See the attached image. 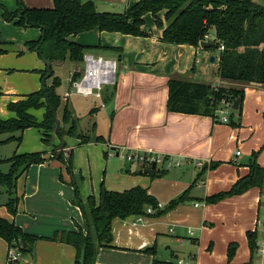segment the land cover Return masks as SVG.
Masks as SVG:
<instances>
[{
    "label": "crops",
    "instance_id": "0c3cea01",
    "mask_svg": "<svg viewBox=\"0 0 264 264\" xmlns=\"http://www.w3.org/2000/svg\"><path fill=\"white\" fill-rule=\"evenodd\" d=\"M81 1L92 2L100 12L122 13L139 0ZM253 1L264 7V0H261L262 3ZM22 3L28 8L49 9L53 6L52 0H22ZM163 15L162 11L157 16L163 21ZM153 21L154 18L150 14L144 16L142 30L147 34L146 37L99 32L94 29L69 38L70 41L80 45L92 47L93 49L87 51L88 53L115 61L118 69L111 99L106 104L99 99L100 108L107 114L110 110L112 112L108 140L105 142L102 135H96L86 136L89 138L86 144L81 143L79 138H76L75 143L80 147L106 144L110 147V151L121 148L126 152L151 154L165 161L177 162L179 167L194 165L191 175L193 179L201 175L200 167L205 169L209 162L217 159L227 142L220 140L219 128L215 125L213 118L170 113L166 110L169 77L175 74L187 75L188 70L193 66L196 67V63L199 64L196 60L201 49L160 42L162 30L158 28L154 30ZM209 37L214 39V32L211 31ZM114 49L120 50V53ZM214 52L216 56L214 61L218 62L219 51ZM207 53L208 56L212 54L210 51ZM201 63H207V60L202 59ZM44 64L47 65L46 62ZM194 67L193 73L187 77L193 82L202 83L194 81V76L198 75L194 73ZM230 85L221 82L218 78L217 83L211 87ZM259 90L264 91V88L248 86L244 88V93ZM0 92L1 97L6 95L1 90ZM23 95L26 94L14 96V100L10 102L20 100ZM259 100L263 107L264 94L259 96ZM87 111L92 116L98 114L96 107H90ZM95 126L96 123H93V131ZM96 137L102 138L103 141L94 142ZM230 138L234 139L233 133ZM70 147L63 143L61 148L68 150L72 161L73 149L72 146ZM240 157L241 154L226 161L235 166V173L225 177L223 185L234 184L239 177L247 173L249 163L241 165ZM45 158L47 159L45 163L32 165L17 181V185L20 182L23 184L24 195L19 201L16 214L13 216L7 214V210L4 209L2 210L4 213L0 212V218L13 222L23 232L39 238L33 244L31 253L22 255V264H74L76 259L74 247L60 240L59 237L54 241L50 239L55 234L61 237L62 232L77 231V221L81 223L82 219L81 213L75 206L70 205L73 187L67 185L60 171L48 166L51 159L50 153L45 155ZM67 158L68 156L64 157L65 160ZM256 163L264 169V160L260 157L256 158ZM138 168H140L139 173L145 175L146 169L140 164ZM160 170L161 168L157 169V171ZM70 174L72 176V173ZM190 180L183 184L179 183L174 191L167 192L164 203L183 194ZM197 182L199 183L195 189L204 188L205 191L202 195H196L190 188L185 194V201H189L195 209L202 208V212L191 210V213L186 215L179 206L160 217L143 218L144 221L142 218L138 221L130 218L114 219L111 224L112 247L100 249L95 258V264H178V262L180 264H226L227 245L236 241L240 249L235 251V256L233 255L229 264L246 261L249 251L247 239L245 240L243 233L251 230V222L248 219L238 225L234 224L236 226L234 231L231 229L219 245L214 246L210 243L209 250L203 253L205 233L203 232L201 236L200 244L199 226L203 227L200 232L206 231L207 227L214 230V224L210 222H215L216 228L222 226L224 220L221 222L220 219L211 216V210H208L209 204L205 202V199L209 197L207 185L201 178ZM153 198L157 202L156 198ZM30 199H35L33 204H29ZM52 200L58 204L54 205V211L52 210L51 213L48 209L52 206H49L47 202ZM259 206L260 191L255 223L259 216ZM189 231L193 234L189 235ZM0 241V245L7 249V244L1 238ZM217 243L218 241L215 240V244ZM147 249L149 252L145 251ZM2 263L3 254L0 256V264Z\"/></svg>",
    "mask_w": 264,
    "mask_h": 264
},
{
    "label": "trees",
    "instance_id": "16d2710c",
    "mask_svg": "<svg viewBox=\"0 0 264 264\" xmlns=\"http://www.w3.org/2000/svg\"><path fill=\"white\" fill-rule=\"evenodd\" d=\"M17 10L8 12L0 5L1 18L7 23L24 28H36L40 31L38 40L30 42L27 47L36 51L44 62L49 63L41 79H51L50 85L43 84L40 91L21 96V99L8 104V112L13 118L3 120L0 117V136L8 135L0 140V145L14 142L18 146L22 141L24 130L38 128L43 130V141L47 143L50 134L63 138L61 128L57 125L56 112L61 107V96L57 93L61 82L54 76L51 65L64 62L82 63L83 55L93 49L70 41L80 33L91 30L99 32L119 33L132 37H146L143 32L144 16L150 14L155 25L162 30L160 42L170 45H188L199 49V43L205 41L213 31L215 34L212 46L205 50H217L223 46L218 54V78L221 82L232 84L230 87L193 82L186 75L175 74L167 81L166 110L170 113L187 115H201L214 119V112L221 107L222 101H240L237 111H241L244 88L256 86L264 88V7L253 0H139L126 11L100 12L95 5L81 0H53L49 9L28 8L22 0H15ZM164 12L163 21L157 16ZM0 54L5 53L1 48ZM119 52L120 50L114 49ZM190 73H193V69ZM81 76L80 72H73L70 79L75 81ZM115 87L101 94L103 104L111 99ZM2 93L0 92V96ZM44 110L43 117L37 121L32 114L34 111ZM62 122H70L73 126L72 114L67 107V100L62 107ZM239 123V121H237ZM229 123L233 124L229 118ZM237 125V124H236ZM80 142L86 144L89 138L81 136ZM103 139L96 137L94 142ZM63 145V144H62ZM61 145V147H62ZM257 154L253 153L248 171L239 177L231 188L205 199L207 204H214L230 197L242 195L251 189L264 188V169L256 163ZM53 159V156H51ZM54 159L63 160L59 153ZM45 154H16L8 159H0V165L8 163L9 172L0 173V186L6 188L10 195L5 208L10 215H15L20 199L15 196L17 181L32 165L45 163ZM71 169V155L65 160ZM152 177L162 171L148 170ZM74 195L82 213L84 230L77 227L74 232H62L61 237L55 234L50 240H60L74 247L76 259L74 264H95L97 252L102 248L112 247L111 224L114 219L126 220L138 217H160L185 201V194L172 200L166 209L156 210L150 216L146 213L148 207L156 209L157 202L145 189L133 188L121 193L107 191L100 188L97 204L92 196L85 204L77 198L78 186L72 177ZM14 194V196H12ZM0 238L9 247L16 248L23 256L32 251L36 236L23 232L4 218H0ZM256 235L247 232V244L251 254H255ZM235 245L231 244L228 258L233 257ZM149 252L148 249L145 250Z\"/></svg>",
    "mask_w": 264,
    "mask_h": 264
},
{
    "label": "rangeland",
    "instance_id": "374dc122",
    "mask_svg": "<svg viewBox=\"0 0 264 264\" xmlns=\"http://www.w3.org/2000/svg\"><path fill=\"white\" fill-rule=\"evenodd\" d=\"M112 1L119 2V0ZM257 1L258 3L263 2L261 0ZM0 5H2L8 12L13 13L17 10L15 0H0ZM146 23L148 22L146 21ZM156 28L155 22L153 21V29L156 30ZM39 34V30L36 28L19 27L13 23L3 21L0 10V39L3 42L1 48L5 52L0 54V90L6 94L5 96H0V117L3 120L13 118V115L8 112L7 107L10 101L14 100V96L38 92L43 87V84H51V79H45V81L41 79V75L46 69H48L49 63L45 66L44 60L38 56L36 51H30L27 47L30 42L39 39ZM205 41L213 42L214 39L207 37L205 38ZM208 51L212 53L209 56L207 55ZM215 51L218 52V49ZM210 58H216L214 50L201 49L200 55L196 60L199 64L196 63V67L193 66L194 73L198 75L193 76L194 81H201L203 84L205 83L213 86L218 80V62L216 60L214 62H210ZM202 59H206L207 63H201ZM51 66L54 76L58 77L61 82L57 92L61 96L62 102L61 107L56 112V121L57 125L62 130L64 135L63 138L60 139L53 133L50 134L47 143H44L43 130L38 128H28L24 130L22 141L18 146H16L14 142L0 145V159H8L13 156L14 153L28 155L39 153L47 155L50 153V155L53 156V160H49L51 163L49 162L48 166L56 168L60 171L64 180L67 181V185L71 187H73L72 177L75 178L78 186L77 198L82 202V204L86 203L89 196H92L97 204L101 186H103L107 191L116 193H121L123 191L139 187L145 189L150 196L155 197L162 210L166 209L168 204L178 197L177 196L176 198L164 203L167 192L174 191L178 187L179 183L183 184L190 180L195 166L179 167V164L177 166L175 165L177 162L164 160L165 163L161 168L164 173H161L156 177H152L151 173L145 175L140 174V168H138V164L136 163L132 164L117 157H110V147L106 144L78 146L75 141L76 138H80L81 136L93 137L96 135H102L106 142L109 138V120L111 119L112 112L110 110L108 114L105 113V111L100 108L101 103L99 102V99L95 98L94 95L82 97L73 93L70 77L73 72H83V63H70L67 61L60 65ZM191 69L187 71V75L190 74ZM117 74L118 69L116 71V76ZM218 87L219 86L213 88ZM111 89H113L112 86H105L102 89L101 94L105 97L106 92L111 91ZM68 93H71L70 96H67ZM263 94V90H259L257 92L253 91L250 93L245 92L243 94L240 113L237 110H233L232 105L226 108V115L231 119L233 124L228 123L225 125L215 122V125L219 128L218 131L220 140L227 142V145L217 156V159H213V162H209L207 168L203 169V167H200L199 171L201 172V175L195 176V178L191 179L184 192L187 193L191 188L194 190L193 192L196 195H202L205 191L204 188L195 189L199 183L197 181L200 178L207 185L208 196L229 190L233 184L225 186L223 185V179L229 175H234L235 166L226 161L235 157L236 152L241 154L239 159V163L241 165L248 164L253 153H256L258 158L260 157V159L264 160V106L262 107L259 102V96L261 97ZM66 100L68 101L67 107L73 116V129H71L70 122L67 124L62 122V107L64 106ZM223 102L233 104L234 101L225 100L222 101L221 104H223ZM90 107L97 108L98 114H96V116H92L88 113L87 110H89ZM43 113L44 110L33 112L37 121L42 119ZM237 120H239V123ZM93 123H96L95 131L92 130ZM232 133L234 135V139L230 138ZM7 137L8 135L6 134L1 135L0 140H4ZM63 143L68 147L72 146L73 149L70 170L65 159L62 161L54 159L59 153L65 157L63 152L64 148H61ZM118 150L121 153L126 152L121 148H118ZM66 153L67 156H69L68 150H66ZM169 163H171V168H167ZM160 167L161 165H159L157 169H160ZM9 168L10 165L8 163L1 164L0 173H8ZM70 173H72V176ZM22 185L23 184H21V182L18 183L16 191L14 192L15 196L19 199H21L24 195ZM14 194H12V196H14ZM74 194L73 189V198L70 205L75 206L81 213L80 208L74 204L76 203L75 200H77ZM9 197L10 195L8 194L6 188L0 186V212L4 213L2 210H6L5 204L8 202ZM258 197L259 189H252L242 195L230 197L214 204H209L210 207L208 206V210H211V216H213V218L220 219L221 222L224 220V222L222 223V226H218L216 228L215 222H210L214 224V230L207 227V230L202 232L200 231L203 227L199 226L200 244L202 242L201 236L203 232L205 233L204 246H202L203 253H206L209 250L210 243H213L214 246L219 245L231 229L233 231L235 230V225L240 224V222L246 219L251 222V230L243 233V237L245 240L247 239V232H253L255 229V213L257 209ZM34 201L35 199H30L29 204H33ZM260 201L259 219L262 220L264 218V198L260 197ZM47 204L52 206L48 209L52 213L54 211V205L58 203H55V201L52 200L48 201ZM179 206L185 211L184 213H186V215L191 213V210H197V212L203 211L202 208L195 209L189 201L181 202L174 209ZM161 209L156 207V210ZM154 210L152 211V215H154ZM81 217V223L77 221V227L84 230L82 213ZM141 218L142 221H144L143 218L148 217ZM170 221L171 223L173 222V220ZM215 240L218 241L217 244H215ZM231 244L235 245V251H239L240 249V245L237 241L227 245L226 264H229L233 259V257L230 259L228 258V250ZM2 254V264H7V249L0 245V256ZM252 258L253 259L251 260V254L249 251L247 260L240 262L239 264H264V256L260 257L255 253Z\"/></svg>",
    "mask_w": 264,
    "mask_h": 264
},
{
    "label": "built area",
    "instance_id": "2783aa9c",
    "mask_svg": "<svg viewBox=\"0 0 264 264\" xmlns=\"http://www.w3.org/2000/svg\"><path fill=\"white\" fill-rule=\"evenodd\" d=\"M209 37V36H207ZM206 37V38H207ZM200 50V48H199ZM223 46H220L218 51L221 52ZM82 63L84 65L83 72L81 76L75 81L71 82L73 93L80 95L82 97H89L94 95L95 98L102 100L101 92L105 86H115L116 83V71L117 63L112 60L104 59L101 56H95L90 53H85L83 55ZM71 93H68L67 96H70ZM232 104L225 103L221 104L220 108H217L214 112L215 122L221 124H228L229 117L226 115V108L230 107ZM65 157H67L66 150H63ZM240 155L239 152H236L235 157ZM110 157H117L119 159L125 160L129 163L140 164L142 168L150 169L155 165V169L161 165L160 168L164 165V160L160 157H154L151 154H145L140 152H120L119 150L110 151ZM176 166L178 164H175ZM171 163L167 165V168H171ZM260 197L264 198V188L260 192ZM261 203V201H260ZM158 209H161L160 204L157 203L156 206ZM154 208L148 207L146 213L152 215ZM156 212V209L154 210ZM154 212V214H155ZM141 217L133 218L137 221ZM189 235H192V231L188 232ZM253 233L256 235L255 240V252L258 256H264V218L262 220L257 217L255 224V229ZM22 254L14 247H9L7 249V264H22ZM180 264V262H178Z\"/></svg>",
    "mask_w": 264,
    "mask_h": 264
},
{
    "label": "water",
    "instance_id": "95a60500",
    "mask_svg": "<svg viewBox=\"0 0 264 264\" xmlns=\"http://www.w3.org/2000/svg\"><path fill=\"white\" fill-rule=\"evenodd\" d=\"M211 46H212V43L211 42L202 41V42L199 43V48L200 49H203V50L208 49ZM210 62H214V58H210ZM49 67H50V64H48V68ZM239 103H240V101L238 99H236L233 102V104H232V109L233 110H237L238 107H239ZM113 150H115V149H113ZM150 169L151 170H155V165H153ZM144 173L145 174L148 173V169L144 170ZM130 219L133 220V217H131Z\"/></svg>",
    "mask_w": 264,
    "mask_h": 264
}]
</instances>
